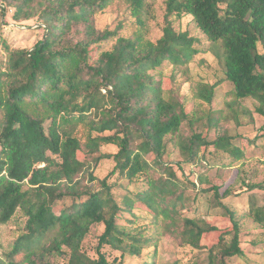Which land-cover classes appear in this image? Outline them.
<instances>
[{"label": "trees", "instance_id": "trees-1", "mask_svg": "<svg viewBox=\"0 0 264 264\" xmlns=\"http://www.w3.org/2000/svg\"><path fill=\"white\" fill-rule=\"evenodd\" d=\"M112 1L0 0V27L12 10L17 26L29 27L35 19L43 31L30 49L11 50L4 44L0 58V226L16 216L24 219L0 264H16L19 255L26 264H53L55 258L65 264H123L124 256L140 257L165 231L192 249H201L202 240L217 234L206 246L207 264L242 257L240 220L245 215L264 225V205L250 200L241 215L223 201L231 196L230 186L220 185L212 188L213 200L227 215L229 229L183 217L180 211L187 210L189 202L177 173L163 160L164 140L174 136L188 166L210 146L221 165H231L245 155L237 140L247 147L259 144L264 137V0H165V23L155 42L96 31L91 18ZM127 2L134 13L142 5V0ZM173 14L190 16L209 41L224 80L232 85L234 101L255 102L254 112L262 119L258 138L223 134L210 142L201 132L180 133L184 122L191 126L198 118L193 110L189 116L172 88H163V70L187 67L199 51L186 32L174 31L168 20ZM137 22L143 23L140 18ZM72 30L80 36L75 42L69 36ZM111 38L115 42L110 52L93 59L94 45ZM170 77L174 82L175 75ZM214 87L196 83L192 99L211 104ZM221 117L220 111L209 113V128ZM79 126L88 130L85 144L75 135ZM102 144L117 151L100 154ZM89 156L94 163L111 159L112 170L102 179L93 176ZM177 167L182 171V163ZM59 173L65 179L53 180ZM114 175L118 182L111 184ZM140 184L143 188L134 199L116 198V187ZM135 204L147 210L150 228L120 224L122 214H129L130 224L141 218L133 213ZM95 225L103 226V232L97 237V257L89 258L81 244ZM106 247L119 256L109 261Z\"/></svg>", "mask_w": 264, "mask_h": 264}, {"label": "rangeland", "instance_id": "rangeland-1", "mask_svg": "<svg viewBox=\"0 0 264 264\" xmlns=\"http://www.w3.org/2000/svg\"><path fill=\"white\" fill-rule=\"evenodd\" d=\"M165 0H142V5L138 12L132 10L127 0H113L110 5L101 13L91 18V24L96 31L116 32L117 37L135 38L141 36L143 40L155 42L162 35L166 13ZM12 10H8L2 19L3 25L0 27V58L4 56V44L8 49H30L43 37V31L38 29L35 19L27 24L29 27L17 26L11 19ZM137 18L143 23L139 24ZM175 32H186L192 37L194 47L199 51L188 64L178 71L167 66L163 70V88H172L175 98L182 102L189 116L195 113L193 125L184 122L180 127L183 136H190L192 133H204L208 141L223 134L229 136H239L252 140L260 136L259 127L262 119L254 112L255 102L251 99L234 101L232 97V85L224 80L222 67L212 54L209 41L195 26L190 16L173 14L168 17ZM80 29V28H79ZM81 30V29H80ZM70 38L75 42L79 35L72 30ZM115 38L94 45L93 59L104 57L110 52ZM171 75H175V81L171 82ZM206 83L214 85L213 98L211 104H204L192 99V88L196 83ZM222 112L223 117L215 127L209 128L207 116L211 112ZM104 133L103 135H108ZM82 144H85L89 135L84 126H79L75 132ZM95 136L94 133L91 134ZM238 137V139H239ZM165 155L163 160L168 162L177 173L181 187L184 186V196L188 199L187 210H181L183 217L202 218L210 225L220 230L229 229L231 223L222 208L217 207L213 200V187L230 186L231 196L223 200L228 206L242 214H245L250 200H254L258 206L264 205V137H259L258 145L247 147L245 142L236 141V145L244 150V158L240 161L227 165H221L220 159L214 154L213 147H208L200 154L199 161L188 166L182 162L179 149L175 146V138L168 135L165 140ZM85 152V149H83ZM117 151L114 145L102 144L99 147L100 154H113ZM97 154L92 155L96 157ZM202 156L205 157L202 158ZM79 157H82L79 155ZM90 161V172L98 179L104 178L113 168L111 159H101L97 163ZM177 163H182V171L177 170ZM158 172L153 173L157 177ZM65 179L63 173L53 180ZM118 182L117 175L109 178V183ZM123 184L125 182L123 181ZM143 185H130L129 189L115 188V196L118 200L123 195L133 198V194L141 190ZM183 188V189H184ZM195 199V200H194ZM69 203V201L67 202ZM208 206V208H207ZM146 209L135 204L133 213L141 218L130 224L126 220H131L129 214H122L120 224L129 227L138 226L139 229L150 228V218L145 216ZM24 219L16 216L9 223L0 226V258L4 257L13 243L21 233ZM161 231V230H160ZM103 232V226L95 225L84 238L81 244V251L89 258H96L95 246L97 237ZM145 235H150L151 230H143ZM240 247L243 251L242 257L229 259L227 264H264V225L255 223L252 218L243 216L240 220ZM217 234H214L201 241V249H192L182 245L175 235L165 231L155 241V245L142 251L140 257L124 256L123 264H207V247L216 241ZM155 250V256L151 255ZM106 258L110 261L119 252L103 249ZM16 264H26L21 255L15 257ZM53 264H65L61 258L53 259Z\"/></svg>", "mask_w": 264, "mask_h": 264}]
</instances>
